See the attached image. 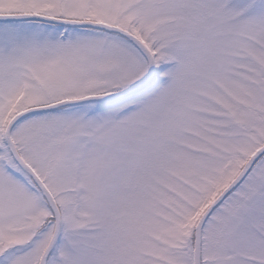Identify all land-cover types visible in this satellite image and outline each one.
I'll list each match as a JSON object with an SVG mask.
<instances>
[{"label":"snow or ice","instance_id":"1","mask_svg":"<svg viewBox=\"0 0 264 264\" xmlns=\"http://www.w3.org/2000/svg\"><path fill=\"white\" fill-rule=\"evenodd\" d=\"M0 264H264V0H0Z\"/></svg>","mask_w":264,"mask_h":264}]
</instances>
